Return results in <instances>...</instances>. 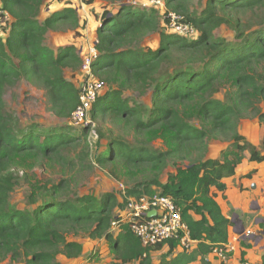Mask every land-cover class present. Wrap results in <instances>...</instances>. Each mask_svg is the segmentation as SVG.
<instances>
[{
	"label": "trees",
	"instance_id": "obj_1",
	"mask_svg": "<svg viewBox=\"0 0 264 264\" xmlns=\"http://www.w3.org/2000/svg\"><path fill=\"white\" fill-rule=\"evenodd\" d=\"M46 1L0 0V264L7 258L24 264H61L58 255L76 259L82 246L68 236L81 233L106 241L111 264H151L149 251L161 244L143 247L120 220L130 199L155 195L174 201L190 239L197 242L189 254L167 260L169 251L159 264H189L227 244L230 222L216 194L225 191L223 180L235 174L245 153L250 163L264 161L262 147L239 133L243 120L257 119L264 126V0H205L199 9L192 0H163L161 15L111 0L118 2L117 12L104 10L98 18V56L92 64L105 91L90 116L93 122L121 124L133 134L130 143L110 129L107 134L96 130L106 142L94 163L124 181L121 201L114 193L78 196L72 193V179L62 178L50 186L32 184L31 208L18 209L10 204L18 185L10 170L17 158L62 162L72 169L91 164L88 128H20L5 112V90L23 80L45 92L58 118L69 119L79 104L78 88L64 75L66 69L80 68L79 54L73 46L54 50L45 44L47 33L59 25H77L78 14L64 7L39 20ZM169 13L193 34L162 30L161 24L170 25ZM222 26L234 33L232 39L215 35ZM154 33L158 46L141 49L144 38ZM127 91L137 97H125ZM158 139L163 149L151 147ZM212 143L225 144L216 157L210 155ZM76 149L74 164L67 153ZM167 242L170 250L178 245Z\"/></svg>",
	"mask_w": 264,
	"mask_h": 264
},
{
	"label": "rangeland",
	"instance_id": "obj_2",
	"mask_svg": "<svg viewBox=\"0 0 264 264\" xmlns=\"http://www.w3.org/2000/svg\"><path fill=\"white\" fill-rule=\"evenodd\" d=\"M88 0H47L38 16L39 20L49 16L51 13L61 10L64 7H73L78 14V24L70 23L61 24L57 29L49 31L45 38V44L51 46L56 50L59 47L73 46L80 58L86 55V50L91 48L93 41L96 40V29L99 26L98 18L104 10L112 13L117 12L116 8L118 2L111 3V0H93L92 3L87 4ZM163 7H157L148 2V0H125L127 4H136L145 7L148 10H158L161 15L165 10L164 1ZM205 0H192V6L201 8ZM264 12V7L262 9ZM172 14V13H171ZM89 15V18H87ZM251 15V14H250ZM246 15L245 17H250ZM95 25V26H94ZM162 30L169 33L179 34L185 37V32H177L174 27L170 25L161 24ZM216 36L232 39L234 33L227 27H220L215 31ZM159 35L157 33L147 35L140 45V48L154 49L158 46ZM66 79L71 80L78 88L83 80V74L79 69L72 71L66 69L64 71ZM105 91V90H104ZM102 92V94L104 93ZM125 97L136 98L137 95L133 91L125 92ZM221 99V94L216 96ZM146 97L137 98L143 101ZM5 102V112L14 118V123L20 128H26L31 125H38L41 128H51L60 125H69L80 131L86 127L89 129V141L92 145L90 161L91 164L82 169L80 166H75L73 169L62 162H50L46 160L37 159L31 156H21L17 158L10 170L18 181L15 191L10 198V204L18 209L31 208L28 204L30 186L36 182L40 184L58 183L62 178L72 179L71 188L72 193L78 196L86 194L101 195L103 193H114L119 201L124 192L123 180L114 179L107 169L98 167L95 163L96 154L103 150L105 146V139H99L97 129L101 128L104 134H107L106 129H110L114 135H118L126 141L133 142V134L125 130L121 124H110L102 122L101 120L93 122L91 116L86 117V124L83 126H73L69 124V119L58 118L49 109L50 105L48 97L45 92L30 83L23 80L14 87L7 88L3 95ZM258 126L263 127L257 119L243 120L239 125V133L244 138H262V132ZM215 146V145H214ZM220 146H225L220 145ZM154 149H163L161 140H155L151 143ZM217 148V147H216ZM79 149L67 153L69 161L77 163L76 155ZM171 170V169H170ZM173 171V170H171ZM165 177V176H164ZM163 177V178H164ZM262 225V224H261ZM264 229V227L262 228ZM254 233V232H253ZM255 234V233H254ZM68 240H73L81 244L82 253L76 259H66L58 255L57 261L61 264H110L111 254L106 243L103 240L91 239L88 234H80L77 237L68 236ZM136 263V262H135ZM131 263V264H135ZM1 264H24L23 261H12L9 258L2 261Z\"/></svg>",
	"mask_w": 264,
	"mask_h": 264
},
{
	"label": "built area",
	"instance_id": "obj_3",
	"mask_svg": "<svg viewBox=\"0 0 264 264\" xmlns=\"http://www.w3.org/2000/svg\"><path fill=\"white\" fill-rule=\"evenodd\" d=\"M157 7H163L161 0H148ZM170 26L177 32H185V35L193 34V29L184 24H178V16L169 13ZM179 35V34H178ZM96 40L91 48L86 50V55L81 58L80 70L83 80L78 87V106L70 114L69 124L73 126H83L86 124V117L90 115L92 105L104 91L102 82L96 79L92 71V64L97 59ZM86 128V127H84ZM153 213V216L150 214ZM121 222L128 225L131 233L141 242L145 248L155 247L167 241L175 240L188 251L195 241L189 237V230L182 221L180 210L170 197L155 195L152 197H142L138 200L130 199L121 213ZM116 224L113 223L112 230ZM255 234L252 230H244L237 237V241L252 240ZM234 246L230 243L215 249L222 264L228 260V255L233 253ZM236 264H248L245 260H238Z\"/></svg>",
	"mask_w": 264,
	"mask_h": 264
},
{
	"label": "crops",
	"instance_id": "obj_4",
	"mask_svg": "<svg viewBox=\"0 0 264 264\" xmlns=\"http://www.w3.org/2000/svg\"><path fill=\"white\" fill-rule=\"evenodd\" d=\"M87 18L90 20L89 15ZM257 129H259V132L263 130L262 138L245 139L253 146L262 147L264 154V126H258ZM220 148V144H210V155L216 157ZM223 183L226 189L223 193L216 194L215 201L224 217L230 222L228 243L235 248L233 253L228 255L225 264H236L240 259L245 260L248 264H260L261 257L264 254V229H262L264 227V161L259 164L250 163L248 153H245V159L236 168L235 174L224 179ZM193 218L197 219L195 216ZM244 230H252L255 237L252 240L237 241L238 235ZM103 242L106 243L105 240ZM196 246L197 242L195 241L188 251H185L179 244L173 250H170L169 244L166 242L161 244L159 248H153L149 251L151 264H159L160 257L168 254L169 251L171 253L167 260L182 252L189 254ZM111 262L112 256L110 264ZM189 264H222V261L216 253L211 252L202 258L197 257L195 261Z\"/></svg>",
	"mask_w": 264,
	"mask_h": 264
},
{
	"label": "water",
	"instance_id": "obj_5",
	"mask_svg": "<svg viewBox=\"0 0 264 264\" xmlns=\"http://www.w3.org/2000/svg\"><path fill=\"white\" fill-rule=\"evenodd\" d=\"M150 216H153V213H151Z\"/></svg>",
	"mask_w": 264,
	"mask_h": 264
}]
</instances>
